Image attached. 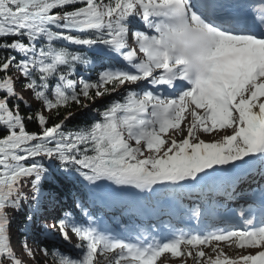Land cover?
<instances>
[{"label": "snow or ice", "instance_id": "obj_1", "mask_svg": "<svg viewBox=\"0 0 264 264\" xmlns=\"http://www.w3.org/2000/svg\"><path fill=\"white\" fill-rule=\"evenodd\" d=\"M240 173L259 207L231 226L194 204L195 228L113 231L92 210L102 188ZM177 260L264 264V0H0V264Z\"/></svg>", "mask_w": 264, "mask_h": 264}, {"label": "rangeland", "instance_id": "obj_2", "mask_svg": "<svg viewBox=\"0 0 264 264\" xmlns=\"http://www.w3.org/2000/svg\"><path fill=\"white\" fill-rule=\"evenodd\" d=\"M211 137H205V139H210ZM118 190V191H117ZM183 190H178L176 192L173 193L172 196H168V198H164L163 200H161L160 202L158 201V198L155 194H153L155 197V200L153 202H149L148 205H145L143 203L142 196L145 194H141L138 193L136 190L134 189H116L114 186H110L107 188H102L100 190H98L99 192L105 194L104 196L100 197V201L105 204V205H109V206H115V210H116V214L119 217L120 216V220H124V221H132L133 220H129L126 219L124 217H122V215L125 213L126 217H129V213H131V211H137L140 209L141 213L143 212H147L150 208H164L165 210L167 209H176L179 207V200L181 198H183L184 194H183ZM169 193V192H168ZM182 193V194H181ZM170 205H168V201ZM181 201V200H180ZM116 203V204H115ZM192 204V205H191ZM187 203V207H191L194 205V203ZM154 206V207H153ZM201 208L204 207L202 205H199ZM204 209V208H202ZM184 210V206L181 207V211L183 212ZM155 211V209L153 210ZM151 213H152V209H151ZM164 214V213H163ZM100 222V227L103 228L104 225H107L106 222L111 223L116 221L114 218H99L98 219ZM144 222V221H143ZM18 222H14L13 224V228H12V242L14 245L17 246V233L15 232V226ZM140 226H144V224L146 223H139ZM152 226L153 224L148 223L146 224V226ZM30 245H32V242H29ZM68 249H71V245L67 246ZM206 253L210 252V249H205ZM228 255H235L234 252H232L231 250L226 249ZM159 264V263H158ZM169 264H180V262L177 261H170ZM189 264H191V261H189Z\"/></svg>", "mask_w": 264, "mask_h": 264}, {"label": "trees", "instance_id": "obj_3", "mask_svg": "<svg viewBox=\"0 0 264 264\" xmlns=\"http://www.w3.org/2000/svg\"><path fill=\"white\" fill-rule=\"evenodd\" d=\"M97 106L98 107L100 106L99 105V102H98V105ZM88 115L91 116V115H94V113H89ZM84 122H85V117L78 116L77 120L76 121H73V125H76V124L82 125ZM59 194L62 197H66L67 196L68 198H70V193L68 192V189H65L63 192H60ZM15 229L17 231L16 232L17 233V237L20 239V241H22V239H23L22 233L17 229V227ZM41 246H43V245H41Z\"/></svg>", "mask_w": 264, "mask_h": 264}, {"label": "bare ground", "instance_id": "obj_4", "mask_svg": "<svg viewBox=\"0 0 264 264\" xmlns=\"http://www.w3.org/2000/svg\"><path fill=\"white\" fill-rule=\"evenodd\" d=\"M234 174H226V175H224V176H222L220 179H223L224 180V182L225 181H227V178H234ZM256 180H257V178H256ZM199 187V186H198ZM188 194H191V193H188ZM186 195V198H189L190 197V195ZM192 195V194H191ZM233 196V195H232ZM231 196V197H232ZM147 199H149V201H151V197L149 198V196L148 197H146ZM162 213V212H161Z\"/></svg>", "mask_w": 264, "mask_h": 264}]
</instances>
